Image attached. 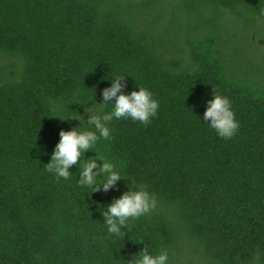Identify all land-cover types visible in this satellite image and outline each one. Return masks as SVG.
Segmentation results:
<instances>
[{
  "label": "trees",
  "instance_id": "obj_1",
  "mask_svg": "<svg viewBox=\"0 0 264 264\" xmlns=\"http://www.w3.org/2000/svg\"><path fill=\"white\" fill-rule=\"evenodd\" d=\"M116 74L159 101L147 124L106 121L111 139L83 153L124 176L91 190L78 163L56 178L58 130L92 127ZM211 91L232 101L230 138L199 119ZM130 179L157 204L113 236L100 210ZM144 247L168 264H264V0H0V264H127Z\"/></svg>",
  "mask_w": 264,
  "mask_h": 264
},
{
  "label": "clouds",
  "instance_id": "obj_2",
  "mask_svg": "<svg viewBox=\"0 0 264 264\" xmlns=\"http://www.w3.org/2000/svg\"><path fill=\"white\" fill-rule=\"evenodd\" d=\"M123 76L114 75L110 85L101 89L102 100L95 109L86 108L89 112L88 121L92 127H69L58 130V140L48 161L44 163L45 169L56 178L68 179L72 174L69 165L78 163L80 167L77 183L91 190L97 188L107 190L117 179L124 176L120 167L109 156L95 152L94 157L82 158L86 149L95 148L98 139H111V128L106 121L125 117L147 124L150 118L157 114L159 101L150 89L136 84L126 93L119 91L123 87L121 83ZM112 97H115L114 101L104 103ZM205 103L206 107L199 117L200 121L207 122L208 126L222 138L227 139L235 135L239 121L231 106V99L218 91H211L210 98ZM108 104L110 108L105 110ZM57 116L61 119L68 117ZM70 116L81 119L78 113ZM97 160L100 161L99 165ZM133 184L135 187L131 186ZM156 204L155 194L150 192L146 185L130 179L129 187L100 210L106 232L117 237L123 236L122 226L128 224L129 218L147 213ZM168 260L166 248H161L153 254L144 247L126 261L127 264H168Z\"/></svg>",
  "mask_w": 264,
  "mask_h": 264
}]
</instances>
